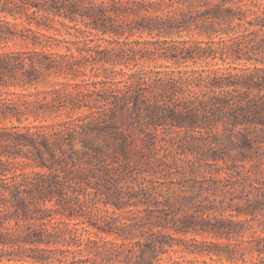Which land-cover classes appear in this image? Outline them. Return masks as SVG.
Returning a JSON list of instances; mask_svg holds the SVG:
<instances>
[{"label": "clouds", "instance_id": "clouds-1", "mask_svg": "<svg viewBox=\"0 0 264 264\" xmlns=\"http://www.w3.org/2000/svg\"><path fill=\"white\" fill-rule=\"evenodd\" d=\"M0 264H264V0H0Z\"/></svg>", "mask_w": 264, "mask_h": 264}]
</instances>
